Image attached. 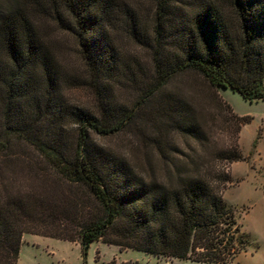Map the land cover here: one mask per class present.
I'll return each instance as SVG.
<instances>
[{
    "label": "trees",
    "instance_id": "trees-1",
    "mask_svg": "<svg viewBox=\"0 0 264 264\" xmlns=\"http://www.w3.org/2000/svg\"><path fill=\"white\" fill-rule=\"evenodd\" d=\"M43 1L35 0L34 10L75 35L85 77L65 72L25 0L0 1V158L18 157L16 141L34 151L21 157L23 183L2 178L8 161H0V264H17L25 234L78 243L84 251L101 241L158 258L234 264L250 239L223 197L228 174L211 172L202 157L167 156L156 139L164 172L147 179L93 136L121 133L137 117V107L116 98L123 79L140 86V65L122 56L112 34L121 18L130 37L152 52L143 105L169 99L174 128L205 146L200 111L165 90L179 75L199 74L216 93L214 106L226 107L225 128L234 129L231 148L220 155L242 160L239 134L248 119L235 116L219 93L264 100V0H153L151 31L116 0ZM81 84L92 92L91 107L66 96L67 85Z\"/></svg>",
    "mask_w": 264,
    "mask_h": 264
},
{
    "label": "rangeland",
    "instance_id": "rangeland-1",
    "mask_svg": "<svg viewBox=\"0 0 264 264\" xmlns=\"http://www.w3.org/2000/svg\"><path fill=\"white\" fill-rule=\"evenodd\" d=\"M2 1V0H0ZM33 11L42 37L52 45L58 60L67 74L85 77L84 67L77 49L75 35L59 28L58 24L46 14L34 10L35 0H25ZM43 4L45 1L39 0ZM117 4L133 8L141 21L151 31L155 10L153 0H116ZM65 19L67 15L64 14ZM122 56L137 68L136 80L140 86L126 79L116 84L117 101L136 109L135 121L123 132L109 137L93 136L95 141L115 155L130 161L141 175L147 179L154 174L162 177L164 169L158 162L154 140H159L167 156L178 158L202 157L208 160L211 172L226 173L230 182L222 189L225 201L235 210L242 230L249 236L250 245L235 260L234 264H264V100L248 101L231 89H220V96L232 109L235 116L247 118L239 134V148L243 159L229 163L220 155L231 148L234 129H226L223 116H228L226 107L214 106L216 93L197 73L179 75L169 84L166 94L188 99L200 111L205 121L207 144L204 146L190 136L179 133L174 128L167 113L168 100L157 98L143 105L140 96L141 86L148 85L153 76L152 52L139 46L127 33V26L120 18L112 32ZM138 69V68H137ZM65 93L71 104L91 107L92 92L89 88L67 85ZM169 95V96H170ZM170 103V102H169ZM222 111L223 113H220ZM217 119V121H216ZM72 129V127L70 126ZM16 141V140H15ZM175 147L178 151L171 150ZM12 152L18 157L0 161L4 164L2 178L23 183L26 173L21 157L33 154L30 146L16 141ZM23 159V158H22ZM26 159V158H25ZM23 159V160H25ZM27 161V160H25ZM150 163H153L151 168ZM214 186L219 183L215 181ZM17 264H209L183 259L158 258L136 250H121L117 246L101 241L93 242L87 251L78 243L25 234L22 238Z\"/></svg>",
    "mask_w": 264,
    "mask_h": 264
}]
</instances>
